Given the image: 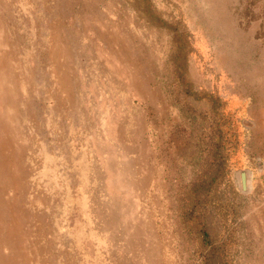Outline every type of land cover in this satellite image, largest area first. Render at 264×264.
Returning <instances> with one entry per match:
<instances>
[{"label":"rangeland","instance_id":"1","mask_svg":"<svg viewBox=\"0 0 264 264\" xmlns=\"http://www.w3.org/2000/svg\"><path fill=\"white\" fill-rule=\"evenodd\" d=\"M0 32V264H264V0H0Z\"/></svg>","mask_w":264,"mask_h":264},{"label":"bare ground","instance_id":"2","mask_svg":"<svg viewBox=\"0 0 264 264\" xmlns=\"http://www.w3.org/2000/svg\"><path fill=\"white\" fill-rule=\"evenodd\" d=\"M88 31V30H87ZM53 32V31H52ZM2 33L0 32V38H2ZM98 41V40H97ZM100 43V42H99ZM5 45V44H4ZM107 50V49H106ZM0 53H1V49H0ZM102 53V52H101ZM100 53V54H101ZM70 55V54H69ZM102 55H103V53H102ZM104 57H105V55H104ZM103 58V57H102ZM0 60H2L3 61V63H5L7 60H6V58H5V56H3V55H1L0 54ZM107 62V61H106ZM119 62V61H118ZM7 65V64H6ZM5 65V66H6ZM110 65V64H109ZM124 67V66H123ZM6 68V67H5ZM8 68H10L9 66H8ZM120 68V67H119ZM126 68V67H125ZM81 75V74H80ZM133 75V74H132ZM4 78V77H3ZM3 78H2V80H1V82H0V88H2L3 87V83H4V80H3ZM108 78V77H107ZM84 83V82H83ZM112 83V82H111ZM91 87V86H90ZM89 88V87H88ZM96 88V87H95ZM106 88V87H105ZM113 94V93H112ZM92 95V94H91ZM94 97V96H93ZM112 97V96H111ZM119 99V98H118ZM95 100V99H94ZM3 101V100H2ZM89 101H90V99H89ZM107 101V100H106ZM117 101V100H116ZM97 103V102H96ZM119 104V103H118ZM121 104V103H120ZM1 105V104H0ZM98 106V105H97ZM116 106H118V105H116ZM101 107V106H100ZM3 108V107H2ZM2 108L0 109V110H2ZM7 108V107H6ZM121 108V107H120ZM98 110V109H97ZM93 111V110H92ZM103 111V110H102ZM112 111V110H111ZM95 113V112H94ZM113 113V112H112ZM126 113V112H125ZM2 115V116H1ZM100 116V115H99ZM5 113H4V110L1 112L0 111V130H4V128L7 130L6 132H7V137L8 136H10V135H8V134H10V132L12 131V130H10V127H13V124H14V121H16V118L11 122V126L9 125V124H7L8 122L6 121L5 122ZM118 119V118H117ZM9 121V120H8ZM120 121V120H119ZM118 121V122H119ZM117 123V122H116ZM134 123V122H133ZM139 123V122H138ZM141 123V122H140ZM113 124V123H112ZM138 125V124H137ZM134 126V125H133ZM114 127V126H113ZM115 127H118V126H116L115 125ZM107 128V127H106ZM133 128V127H132ZM12 129H14V128H12ZM119 132H120V130H119ZM107 133H109V132H107ZM121 134V133H120ZM114 135V134H113ZM115 135H117V134H115ZM102 136H103V134H102ZM111 136V135H110ZM11 137H9L8 139H5L4 138V141L8 144V145H10V143H11V139H10ZM104 138V137H103ZM102 138V139H103ZM112 139V138H111ZM108 140V139H107ZM140 141V140H139ZM104 142V141H103ZM109 143V142H108ZM135 143V142H134ZM101 144V143H100ZM111 144V143H110ZM110 144H108V145H110ZM139 144V143H138ZM112 145V144H111ZM2 147V146H1ZM145 147V146H144ZM95 148V147H94ZM100 148H101V145H100ZM11 149V148H10ZM20 149V148H19ZM129 149V148H128ZM15 150V149H14ZM103 150V149H102ZM131 150V149H130ZM125 151V150H124ZM103 152V151H102ZM105 152V151H104ZM122 152V151H121ZM139 152V151H138ZM113 153V152H112ZM123 153V152H122ZM17 155V154H16ZM122 155V154H121ZM105 156V155H104ZM113 157V156H112ZM136 157V156H135ZM107 159H108V157H106ZM8 159L9 158H7V160H6V158L4 159V160H6V161H4V167H6V165L7 164H9L10 162L8 161ZM117 159V158H116ZM9 160H11V158L9 159ZM119 163V162H118ZM131 163H133V162H131ZM127 164V163H126ZM22 167V166H21ZM136 170H137V168H136ZM28 170H26V169H24L23 170V172L24 173H26ZM107 171V170H106ZM137 172V171H136ZM126 174V173H125ZM11 174L9 173V176H10ZM25 175V174H24ZM126 177V176H125ZM146 177V176H145ZM4 178H6V174H4V173H2L1 175H0V179H4ZM9 177H7V179H8ZM118 178V177H117ZM107 179V178H106ZM108 180V179H107ZM130 180V179H129ZM128 180V181H129ZM106 181V180H105ZM112 181V180H111ZM5 183H8V180H6V181H4V183L1 185V189L2 190H6V187L4 188L3 186L5 185ZM21 183V182H20ZM112 183V182H111ZM248 183H249V181H248ZM109 183H107V185H108ZM26 186V185H25ZM111 186V185H110ZM110 186H108V188L110 187ZM23 189V188H22ZM142 191V190H141ZM79 201V200H78ZM94 225V224H93Z\"/></svg>","mask_w":264,"mask_h":264}]
</instances>
